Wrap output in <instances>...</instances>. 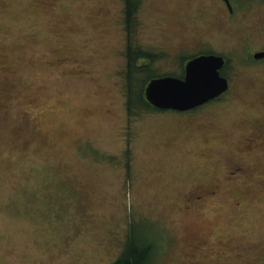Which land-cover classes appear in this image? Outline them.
Returning a JSON list of instances; mask_svg holds the SVG:
<instances>
[{
    "label": "rangeland",
    "instance_id": "374dc122",
    "mask_svg": "<svg viewBox=\"0 0 264 264\" xmlns=\"http://www.w3.org/2000/svg\"><path fill=\"white\" fill-rule=\"evenodd\" d=\"M214 1L143 0L134 41L227 42L215 16L208 29L194 16ZM122 5L0 0V264H112L128 234L153 243L152 264H264V155L232 137L262 122L264 70L243 72L233 106L200 122L126 110ZM239 160L246 171L227 179Z\"/></svg>",
    "mask_w": 264,
    "mask_h": 264
},
{
    "label": "flooded vegetation",
    "instance_id": "af4514ba",
    "mask_svg": "<svg viewBox=\"0 0 264 264\" xmlns=\"http://www.w3.org/2000/svg\"><path fill=\"white\" fill-rule=\"evenodd\" d=\"M215 9L213 13L208 12V8H200L195 13V17L202 21L203 25L207 28L209 22L213 21L211 16H215V24L222 32L224 39L227 38V42L219 43L214 35L198 33L190 40H185L183 44L174 49V53L164 49V47L156 50L151 48H143V51L147 54L138 55L134 64L137 68L142 70V67L146 66L148 69L155 71V76H164L165 74H171L168 71L157 72L158 65L165 62L177 63L178 76H184V66L188 59L196 57L197 55L215 54L223 57L224 63L218 69L219 74L226 78L228 83L227 88L221 92V94L210 98V100L199 104V106L189 108L188 110H173L177 115L186 117V120L202 121L204 113L211 112V110L228 108L233 106L234 100L237 98V91L235 89L241 84V75L243 72L249 71L253 73L255 71L264 70V0H215ZM211 15V16H210ZM208 29V28H207ZM126 42V39H125ZM136 44L140 45L136 41ZM127 45V42H126ZM126 45L122 49L120 69L117 70L119 75H122L120 85L123 86L122 92L124 95V108L127 109V97L125 85V71H127L128 64L126 63ZM184 51L185 54H181ZM257 53H263L262 56L257 57ZM181 56H180V55ZM120 55V54H119ZM180 56V57H179ZM154 77V76H153ZM151 77V78H153ZM151 78H148L149 81ZM146 81V83H147ZM145 83V84H146ZM144 84V85H145ZM146 101V100H145ZM146 103L150 107V110L158 112H166L169 109H160L152 107L147 101ZM261 107L264 108V97L260 98ZM138 112V111H137ZM260 118L262 122L257 123V128L254 131H249L245 135L232 136L234 139L240 140L238 148L243 149V152H249L261 147L260 149L264 155V112H261ZM129 118V117H127ZM209 145V139H205L204 145L201 148H197V154L207 155L206 148ZM126 152V151H125ZM221 155V152L212 149L211 155ZM240 161V162H239ZM235 162L233 168L227 170V179H232L236 175L244 173L246 165L239 160ZM204 184H198L197 186L185 191V199L187 201H197L203 194L202 189ZM217 185L213 189H208L207 192L214 194L216 192Z\"/></svg>",
    "mask_w": 264,
    "mask_h": 264
},
{
    "label": "water",
    "instance_id": "95a60500",
    "mask_svg": "<svg viewBox=\"0 0 264 264\" xmlns=\"http://www.w3.org/2000/svg\"><path fill=\"white\" fill-rule=\"evenodd\" d=\"M223 63L221 55H197L187 60L183 77L165 74L147 81L143 97L160 109L188 110L199 106L227 88L226 78L218 71Z\"/></svg>",
    "mask_w": 264,
    "mask_h": 264
},
{
    "label": "trees",
    "instance_id": "16d2710c",
    "mask_svg": "<svg viewBox=\"0 0 264 264\" xmlns=\"http://www.w3.org/2000/svg\"><path fill=\"white\" fill-rule=\"evenodd\" d=\"M142 1L123 0L122 5L121 20L127 42L125 53L127 57L126 63L128 64L127 71H125L126 82L124 86H126L127 109L129 110H132L135 106L143 109L150 108L145 101V97H143L144 84L148 78L158 75L146 66L142 67L141 70L134 64L138 55L147 54L143 51L142 46L134 42V35L137 33L136 29L138 25L137 16ZM142 72L146 74V77L138 84L137 78L139 75H142ZM125 242L122 251L119 253L120 255L112 264H152V242L144 241L143 239L137 240L135 237L129 236V234Z\"/></svg>",
    "mask_w": 264,
    "mask_h": 264
}]
</instances>
